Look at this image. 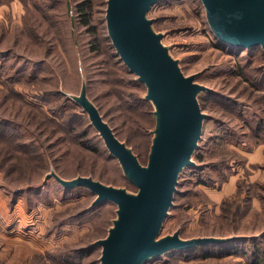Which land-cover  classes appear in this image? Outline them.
Here are the masks:
<instances>
[{
  "label": "rangeland",
  "instance_id": "rangeland-1",
  "mask_svg": "<svg viewBox=\"0 0 264 264\" xmlns=\"http://www.w3.org/2000/svg\"><path fill=\"white\" fill-rule=\"evenodd\" d=\"M82 1L0 0V121L41 151L31 166L0 163V264H55L56 256L102 264L97 241L119 206L94 205L95 192L66 188L53 174L139 190L79 104L83 95L149 161L155 105L109 37L107 0H91L90 27ZM147 17L182 72L209 89L198 93L205 118L194 164L179 175L157 240L176 232L239 239L172 249L145 264H264V47L222 42L201 0H159Z\"/></svg>",
  "mask_w": 264,
  "mask_h": 264
},
{
  "label": "water",
  "instance_id": "water-1",
  "mask_svg": "<svg viewBox=\"0 0 264 264\" xmlns=\"http://www.w3.org/2000/svg\"><path fill=\"white\" fill-rule=\"evenodd\" d=\"M159 0H107L109 37L120 58L147 86V99L155 105V137L147 165L114 132L99 109L83 95L78 101L88 113L126 176L139 188L136 194L108 186L90 176L63 179L66 188L84 186L97 194L95 204L113 201L118 219L109 235L97 241L103 247L102 264H144L172 249H192L210 243H227L237 236L183 239L179 233L157 240L173 205L178 178L193 165V153L202 135L205 114L198 93L209 90L186 76L162 43V35L147 17ZM211 29L222 41L239 48L264 47V0H201Z\"/></svg>",
  "mask_w": 264,
  "mask_h": 264
},
{
  "label": "trees",
  "instance_id": "trees-1",
  "mask_svg": "<svg viewBox=\"0 0 264 264\" xmlns=\"http://www.w3.org/2000/svg\"><path fill=\"white\" fill-rule=\"evenodd\" d=\"M78 10L81 13V16H82L84 24L86 26H88V27L92 26L91 23H90V14H91V10H92V1L91 0L82 1L81 3L78 4ZM256 47H260V46H256ZM256 47H253V48H250V49H254ZM121 97L123 98V96H121ZM138 101H140V99ZM143 102L144 103H148L150 101L144 100ZM49 111L51 113H53L52 109H49ZM43 116L45 118H47L45 115H43ZM153 116H154V114H152L151 120H153ZM153 123H154L153 124L154 125L153 128L156 129V123H157V118L156 117H154V122ZM9 126L10 125H7V124H5V123L0 121V163L4 167L5 166L8 167V165H6V164L11 165L13 163V164L17 165V164H21L22 162H24L25 166H31V163H30L31 160L30 159H39L40 158V155H39V154H41L40 148L39 149L38 148L31 149V147H33V146H30L31 144H29L28 142L19 141V137L16 135V133H14L11 130V128ZM256 129L257 130L260 129L259 123H258V126H257ZM142 132L144 133V130L141 131V133ZM147 135H148V133H147ZM154 137H155V135H154ZM154 137H152V139L148 140V142H150L149 151H151V147H152V144H153ZM126 144L128 145V147L132 146L128 142H126ZM149 151H148V153H149ZM200 158H202L201 155H200ZM138 159H139V161H142L140 158H138ZM148 159L146 158V160H148ZM11 166H13V165H11ZM19 166H18V168H19ZM7 167H5V168H7ZM131 182L134 183L133 181H131ZM213 245L214 246L215 245L219 246V245H223V244L214 243ZM179 251L187 252L186 250H179ZM258 251H259V254H258L259 258L258 257L257 258L259 260H263L260 257V250H258ZM56 257L57 258H53V262H55L57 260V263H55V264H76V263L70 262L68 259H67V261L64 260L63 256H60V257L56 256ZM58 258H61V259H58Z\"/></svg>",
  "mask_w": 264,
  "mask_h": 264
}]
</instances>
